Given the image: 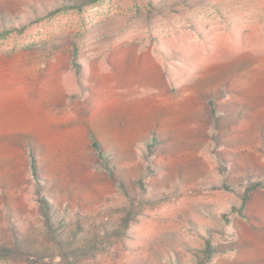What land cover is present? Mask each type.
Masks as SVG:
<instances>
[{
  "label": "rangeland",
  "instance_id": "obj_1",
  "mask_svg": "<svg viewBox=\"0 0 264 264\" xmlns=\"http://www.w3.org/2000/svg\"><path fill=\"white\" fill-rule=\"evenodd\" d=\"M46 212L125 232L83 264H264V0H0V246Z\"/></svg>",
  "mask_w": 264,
  "mask_h": 264
},
{
  "label": "trees",
  "instance_id": "obj_2",
  "mask_svg": "<svg viewBox=\"0 0 264 264\" xmlns=\"http://www.w3.org/2000/svg\"><path fill=\"white\" fill-rule=\"evenodd\" d=\"M80 7V4H71L69 1H64L61 4V10L80 9ZM212 112L214 115L216 114V109L214 107ZM92 146L98 153L99 158L104 162L105 169L108 171L110 177H113L114 169L109 165V159L105 157L99 142L94 138L92 141ZM145 146L147 149H151L152 147V145L149 143H145ZM35 160V158L32 160V168L34 170L33 175L37 177L38 180V174L35 172V168L37 167ZM259 187H261L260 184H253L247 191V199L249 198V193L257 190ZM40 205L45 209L47 208L50 212V208L47 206L48 200L43 199L40 201ZM137 211L139 215L140 210ZM44 217V227L46 229L49 228L51 232H39L38 235L42 239V236H45V233H48L49 235L51 234V241L57 247H40L35 245L33 243L34 241L31 240V235L29 233L18 232L17 228L14 227L11 232H8V234L5 235L3 241H1L2 245L0 246V259L14 261L19 264H83L82 261L88 258L97 260L99 255H104L107 253V246L111 248V245L114 242L117 243L118 241L127 237L125 232H103V234H101L102 232H78V234L81 235L78 240L76 234H74L73 239L75 242H71L70 240L65 241L63 239V235L61 234L54 236V227L50 224L51 216L46 212ZM68 242L69 244L66 245ZM104 245L105 247H100ZM217 249V246H212L210 241L206 243L203 250V259L205 264L206 262H210L213 257L220 252ZM201 264L204 263L202 262Z\"/></svg>",
  "mask_w": 264,
  "mask_h": 264
}]
</instances>
